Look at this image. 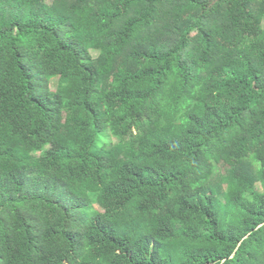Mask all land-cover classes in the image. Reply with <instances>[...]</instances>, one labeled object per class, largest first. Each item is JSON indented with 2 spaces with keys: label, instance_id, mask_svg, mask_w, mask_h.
I'll use <instances>...</instances> for the list:
<instances>
[{
  "label": "trees",
  "instance_id": "1",
  "mask_svg": "<svg viewBox=\"0 0 264 264\" xmlns=\"http://www.w3.org/2000/svg\"><path fill=\"white\" fill-rule=\"evenodd\" d=\"M0 264H264V0H0Z\"/></svg>",
  "mask_w": 264,
  "mask_h": 264
},
{
  "label": "rangeland",
  "instance_id": "2",
  "mask_svg": "<svg viewBox=\"0 0 264 264\" xmlns=\"http://www.w3.org/2000/svg\"><path fill=\"white\" fill-rule=\"evenodd\" d=\"M95 207L100 210V208L97 205H95Z\"/></svg>",
  "mask_w": 264,
  "mask_h": 264
}]
</instances>
